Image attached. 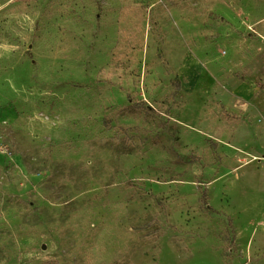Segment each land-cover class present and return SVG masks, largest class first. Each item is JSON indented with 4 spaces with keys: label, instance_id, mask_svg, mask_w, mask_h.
Masks as SVG:
<instances>
[{
    "label": "rangeland",
    "instance_id": "obj_1",
    "mask_svg": "<svg viewBox=\"0 0 264 264\" xmlns=\"http://www.w3.org/2000/svg\"><path fill=\"white\" fill-rule=\"evenodd\" d=\"M0 264H264V0H0Z\"/></svg>",
    "mask_w": 264,
    "mask_h": 264
},
{
    "label": "trees",
    "instance_id": "obj_2",
    "mask_svg": "<svg viewBox=\"0 0 264 264\" xmlns=\"http://www.w3.org/2000/svg\"><path fill=\"white\" fill-rule=\"evenodd\" d=\"M177 87H178V85H177Z\"/></svg>",
    "mask_w": 264,
    "mask_h": 264
}]
</instances>
